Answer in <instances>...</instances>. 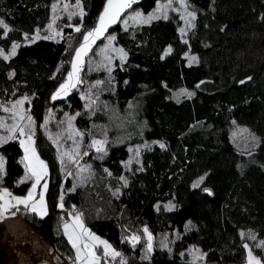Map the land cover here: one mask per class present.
Segmentation results:
<instances>
[{
  "label": "trees",
  "instance_id": "obj_1",
  "mask_svg": "<svg viewBox=\"0 0 264 264\" xmlns=\"http://www.w3.org/2000/svg\"><path fill=\"white\" fill-rule=\"evenodd\" d=\"M52 1L0 0V18L10 29L5 36L0 27V48L7 51L19 42L15 56L7 60L0 56V102L30 95L26 103L35 120L34 146L48 168L46 214L39 216L23 206L13 209L73 264V247L57 224L72 209L81 210L87 196L82 188L69 190L70 176L63 174L55 146L40 127L41 110L48 105L78 110L79 127L102 118L84 112L83 84L62 102L51 104L48 99L102 0H80L86 13L80 32L71 22L63 26L58 39L41 37L24 43L49 20ZM187 2L195 17L186 39L179 34L181 19L176 13L126 28L118 22L109 31L115 32L114 41L126 57L112 69L106 96L119 108L135 99L144 127L132 139L153 142L141 148L139 162L130 167L124 165L129 141L109 142L103 155L92 159L103 178L105 168L110 177L125 175L127 182L120 185L116 197L101 204L103 214L82 216L91 231L119 251L124 264H243L247 244L264 264L260 246L264 242V0ZM155 3L142 0L135 7L147 12ZM186 52L196 53L198 61L188 63ZM182 86L193 92L175 99L172 91ZM234 123L258 135L255 146L234 145L230 139ZM0 153L5 157L0 183L24 193L29 180L17 182L23 173L19 139L0 141ZM105 182L102 179L98 187L104 189ZM89 196L97 203L95 196ZM166 201L173 206H157ZM145 228L155 238L147 254ZM163 231L176 232L170 245L157 241ZM130 232L139 238L130 240ZM190 245L203 250L201 260L187 259L184 252Z\"/></svg>",
  "mask_w": 264,
  "mask_h": 264
},
{
  "label": "rangeland",
  "instance_id": "obj_2",
  "mask_svg": "<svg viewBox=\"0 0 264 264\" xmlns=\"http://www.w3.org/2000/svg\"><path fill=\"white\" fill-rule=\"evenodd\" d=\"M81 12L83 13L82 16L80 15ZM136 13H140L141 16L133 19ZM175 13L181 19L178 27L179 34L183 39H186L187 32L193 26L195 17V13L187 0H171V3H169V0H156L155 5L147 12L141 11L139 7H133L121 18L120 25L126 28L149 22L145 21L150 15L166 17ZM192 13H194V16L190 15ZM85 14L80 0L79 6L77 5V0H53L50 5L49 20L43 27L35 28L33 33L24 39V43L33 41L32 38L36 36L58 39L61 37V30L64 25H70L71 22H74L75 27L80 26L85 20ZM0 20L2 19L0 18ZM181 29H183V32ZM110 36L115 39V32L108 33L88 56L85 68L86 76L83 77L82 90L80 91L84 112L88 115L96 113L102 118L92 121L87 127H79L75 123V117L79 113L78 110L71 112L65 110L61 105H48L41 110L40 127L55 146L59 161H63V163L61 162L63 174L70 176L71 187L69 190L79 187L84 190V194L87 196L79 212L93 216L104 213L105 209L101 204L108 203L109 199L119 194L120 185L127 182V177L125 175L110 177L109 171L103 168L101 173L106 175L104 177L106 179L105 188H99L98 186L101 185V180L104 178L97 173L98 170L93 168L92 159L100 158L109 142L129 141L127 145L129 155L124 161V165L130 167L132 163L139 162L141 148L149 146L153 142L148 140L133 141L134 139H132L134 136L139 135L144 127V121L139 119L137 115V102L135 99L130 100L126 107L119 108L106 96L111 90L112 69L116 63L122 62L126 57V52L114 39L109 41L108 37ZM18 43V41H14L7 51L3 50L4 54L8 55L12 50L13 44L18 45ZM185 55L188 63L198 61L196 53L186 52ZM193 57L196 58L195 61L192 60ZM92 73L98 76L96 78L87 77V74ZM172 92L175 99H180L189 95L190 92L192 93L193 89L182 86ZM29 100L30 95L23 94L0 102V123L8 127L3 134L9 133V128L13 124L24 129V135L19 133L22 139L27 135L29 136V132H34L35 120L30 111V106L26 103ZM17 101H21V103L18 104ZM14 105L15 107H13ZM5 108L8 111H5ZM29 117H31V120L28 119ZM230 139L239 148H250L256 145L258 135L245 126L234 123L230 129ZM94 140L103 141L104 143L102 145H93ZM98 147H102L103 151L98 152ZM89 194H92L93 197L95 196L97 203H94L92 196H89ZM63 195L64 193L61 194L62 197ZM160 204H157V206L164 208L173 206L172 201ZM33 227V231L25 239H19L17 233L16 237L8 242L2 241V238H0V252L3 255L0 264H34V259H40L44 256L52 264H69L64 257L57 253L45 235L38 231L39 229L35 226ZM26 234L28 235V232ZM127 234L130 240L136 241L134 238H139L134 233L130 232ZM149 234H151V249L148 247ZM248 235L252 237L253 233H248ZM93 237H98L99 240H95ZM175 237L176 232L163 231L156 238L159 244L170 245ZM144 239V252L147 254L152 251L155 238L148 230L147 232L144 231ZM99 241H107L111 245L105 237L93 231L89 230L87 235L85 233L82 234L80 241L76 242L77 247L81 249L80 259L77 260V249L75 248L74 260L77 261L76 264H92L90 259H85L89 250L94 251L100 257L98 264H106L112 256L104 255V245ZM84 245L88 247L85 248ZM247 246L246 259L243 264H257V261L260 264L259 257L248 244ZM111 248L119 252L112 245ZM249 252H251V257ZM184 253L187 259L191 261H199L204 255L200 247L193 245L187 247ZM122 261L124 260H121L118 264H122Z\"/></svg>",
  "mask_w": 264,
  "mask_h": 264
},
{
  "label": "snow or ice",
  "instance_id": "obj_3",
  "mask_svg": "<svg viewBox=\"0 0 264 264\" xmlns=\"http://www.w3.org/2000/svg\"><path fill=\"white\" fill-rule=\"evenodd\" d=\"M135 2V0H107V4L104 8V11L101 13L100 17H99V24L97 25L96 28L88 31L85 35H84V43L80 45V47L76 50V59L77 61L87 53L90 44L93 43L95 41L96 38H98L99 36H102L104 34V32L107 30V27L109 24L114 23L120 16V13L124 11V9L126 8H130L131 5ZM169 3H171V0H169ZM77 5L79 6V0H77ZM80 15L82 16L83 13L81 12ZM194 16V13L190 14ZM141 14L140 13H136L135 17H133V19H136L138 17H140ZM158 17L155 16H148L147 17V21H150L152 19H156ZM167 18V17H165ZM126 23V22H125ZM0 27H3L4 31V35L6 36L8 31H10V29L8 28V25L3 21L0 20ZM75 31L80 32V28L77 27L75 29ZM181 31L183 32V29H181ZM59 34V33H57ZM40 38L39 36L33 37V41L35 39ZM44 39H48L49 37H43ZM109 41H111L112 39H114V37H108ZM18 47V45L13 44L12 46V50L8 55L4 54L3 49H0V56H3L4 59H9L10 56H15L16 54V48ZM171 52V48H169L166 51V55L168 53ZM195 57L192 58L193 61H195ZM77 71V62L74 61L73 62V72H69L68 73V80L65 81V83L61 84L59 89L57 90L56 94L53 95V99L55 100L60 94L61 92L66 93L70 88L75 87L74 83H71L72 77L74 75V73ZM99 83V82H98ZM241 83H244V81H241ZM191 95V94H189ZM17 103H21V101H17ZM15 107V105L13 106ZM5 111H8L7 108L4 109ZM29 120H31V117L28 118ZM2 126V125H0ZM14 131H19V133L21 135H24V129L22 127H18V125L13 124L11 128H9V132H14ZM13 137H9V139H11ZM29 141L31 142V136L28 137ZM21 146H23L25 148V153H26V157L27 154L29 152V147L25 145V141L21 140L20 141ZM104 142L103 141H98V140H94L93 141V145H102ZM161 147H164V145L161 144ZM32 151V156L35 157V159L38 161V164L44 169V171H41L40 169L36 168L35 166L31 168L30 170V175H27L24 179H35V182L32 184V189H35L37 186V183H39V181L43 178L44 175H46V168L47 166L45 165L44 161L39 160L38 155L35 152V148L31 149ZM97 151H103L102 147H98ZM63 163V161H61ZM26 168L28 167V165H25ZM4 171V160L3 157H0V173H2ZM203 180V177L201 178V181ZM23 182V181H21ZM198 184H194L193 187H197ZM45 189L47 188V184L44 185ZM5 192H7V189H4ZM205 191H209L208 189H205ZM32 191H29V194L27 197L24 198H20V197H16L14 199L17 200V202L19 204H23L26 208L29 207V201L32 200ZM61 200H63V197L61 196ZM60 207H63V203H61ZM8 210V203L5 202L4 205H0V220H3L4 217V213ZM30 210L32 212H39L40 215H44L46 214L45 211V205H44V194L41 193L40 194V201H39V205L37 206L36 202H33L31 205ZM12 215H15V212L12 213ZM78 219V216H77ZM69 227L68 224L64 225L65 230H67ZM82 227V225H81ZM86 231V230H85ZM145 232H147V228L144 229ZM67 234V231H66ZM241 235H244L243 233H241ZM252 239H255V236L251 237ZM93 239L95 240H99L98 237H93ZM134 239H138V238H134ZM69 240L72 241L73 247L77 249V260L80 259V251L81 249L79 247H77V244L75 242V240H73V237L71 235H69ZM101 244L104 245V255L105 256H109L111 255L113 259H115L116 257L121 256V254L119 252H116L114 249L111 248V245H109L107 243V241H99ZM262 247H264V242H262V244L260 245ZM85 248H87V245H84ZM149 249H151V234H149V245H148ZM245 247H248L247 245H245ZM249 256L251 257V252H249ZM85 259H90L92 264H98V261L100 259L99 256L96 255V253L94 251L89 250V252L86 254ZM123 264V262H122ZM257 264H259V261H257Z\"/></svg>",
  "mask_w": 264,
  "mask_h": 264
},
{
  "label": "crops",
  "instance_id": "obj_4",
  "mask_svg": "<svg viewBox=\"0 0 264 264\" xmlns=\"http://www.w3.org/2000/svg\"><path fill=\"white\" fill-rule=\"evenodd\" d=\"M0 125H2V126H0V141L1 142L6 141L11 136V137L18 138L19 142L21 140L25 141V145L29 147V152H28L27 157H26L25 148L22 146V154L19 157V160L23 166V173L17 178V182L27 180L24 178L27 175H30V170L34 166L36 168L40 169L41 171H44V169L38 164V161L35 159V157L32 156L31 149L35 148L33 131L29 132V136H31V142H30L28 139L29 136L27 135L24 139H22L20 137L19 131H15L12 133L9 132V133L3 134L4 131H6V128H8V127H5L4 124H2V123H0ZM35 152L38 155L39 160L44 161L40 157V155L38 154L36 148H35ZM0 157H3L4 164H5V157L3 156V154L0 153ZM44 163L47 166L45 161H44ZM26 164L28 165L27 168L25 166ZM3 172L0 173V176L3 174ZM47 174H48V168H46V175H44L43 178L39 181V183H37V186L35 189H32V184L35 182V179L34 178L28 179L29 180V186L24 193H15V192L11 191L5 185L0 183V205H4L5 202L8 203V210L4 213L5 218L3 220H0V238H2V241H6V242L11 241L12 238L16 237V233H17V237L19 239H25V238H27V236L29 237V235L31 234V231H33L32 229L34 228L32 224L25 221V219H23L21 217V215H19L13 209L14 207H17V206L25 207L23 204H19L17 202V200L14 198H16V197H20V198L27 197L29 194V191L31 190L33 193L32 200L29 201V207L28 208L25 207L26 209L30 210L33 202H36L37 206L39 205L40 194L43 193L44 194L45 211L47 212V203H46V196H45L46 189L44 187V185L47 184ZM4 189H7V192H5ZM61 201L62 200H61V196H60L59 202L61 203ZM13 212H15V215H12ZM35 213L39 216H43V215H40L39 212H35ZM77 216H78V219H77ZM65 224L69 225L67 230H65V228H64ZM81 225H82V227H81ZM57 228L60 229L61 232L65 235V237L67 238V240L69 241V243L71 244L72 247H73V244H72V241L69 240V235H71L73 237V240H75V242H79L82 234L85 233L87 235V232L90 230L89 227L85 224L83 216L79 212V210H73V209H72V211H70L68 213V216L65 218V222H64V219L60 220V222L57 224ZM66 231H67V234H66ZM27 232H28V235L26 234ZM73 250H74V252H73V260L72 261L74 262V264H76L77 261L74 260V257H75V248L74 247H73ZM2 256L3 255L0 252V261H2V258H1ZM34 260H35L34 264H37L38 262L43 261V260L50 262L49 259L46 258V256H44L40 259H34Z\"/></svg>",
  "mask_w": 264,
  "mask_h": 264
},
{
  "label": "water",
  "instance_id": "obj_5",
  "mask_svg": "<svg viewBox=\"0 0 264 264\" xmlns=\"http://www.w3.org/2000/svg\"><path fill=\"white\" fill-rule=\"evenodd\" d=\"M142 1V0H135V2L131 5L130 8H126L124 9L123 12L120 13L119 18L114 22L108 25L107 30L104 32V34L102 36H99L98 38L95 39V41L93 43L90 44V47L87 51V53L85 55H83L78 61L76 59V50L80 47L81 44L84 43V35L97 27V25L99 24V17L101 15V13L104 11V8L107 4V0H102L101 2V6L99 7L95 18L93 20V22L87 26L86 28L83 29V31L80 34V37L78 39V41L76 42V44L74 45L71 55L69 57L67 66L64 70V72L62 73L59 81L57 82V84L54 86V88L51 90V92L49 93L48 99L49 102L51 104L54 103H58V102H62L64 100H66L67 98H69L73 93L75 88H77V86H80L83 84V73L85 71L86 68V61L88 56L91 54L92 50L97 46V44H99L104 38L105 36L109 33V31L118 23L120 22L121 18L124 16V14L126 12H128L131 8L135 7L136 5H138V3ZM76 61L77 62V71L74 73L71 83L75 84V87L70 88L66 93L61 92V94L54 100L52 97L54 94H56L57 90L59 89L60 85L65 83V81L68 80V73L69 72H73V62ZM37 264H51L50 262L43 260L38 262Z\"/></svg>",
  "mask_w": 264,
  "mask_h": 264
},
{
  "label": "built area",
  "instance_id": "obj_6",
  "mask_svg": "<svg viewBox=\"0 0 264 264\" xmlns=\"http://www.w3.org/2000/svg\"><path fill=\"white\" fill-rule=\"evenodd\" d=\"M121 260H123L122 259V257H116L115 259H113V258H110L107 262H106V264H118ZM123 262V261H122Z\"/></svg>",
  "mask_w": 264,
  "mask_h": 264
}]
</instances>
